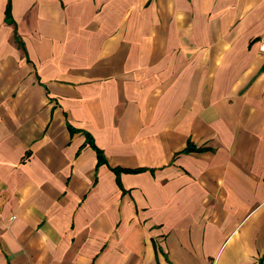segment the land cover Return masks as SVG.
Wrapping results in <instances>:
<instances>
[{
    "label": "crops",
    "instance_id": "0c3cea01",
    "mask_svg": "<svg viewBox=\"0 0 264 264\" xmlns=\"http://www.w3.org/2000/svg\"><path fill=\"white\" fill-rule=\"evenodd\" d=\"M263 35L264 0H0V264H264Z\"/></svg>",
    "mask_w": 264,
    "mask_h": 264
},
{
    "label": "trees",
    "instance_id": "16d2710c",
    "mask_svg": "<svg viewBox=\"0 0 264 264\" xmlns=\"http://www.w3.org/2000/svg\"><path fill=\"white\" fill-rule=\"evenodd\" d=\"M11 7L9 6V9H8V12H7V18H8V20L9 21H11L12 20V16H11ZM68 128L71 130V131H74V128L71 126V125H68ZM90 137V136H89ZM89 140H90V144L93 146V148L96 150V152H97V155H98V160H99V162H98V166H101L102 164H106L107 163V160H106V158H105V156L103 155V153H102V151L100 150V149H98L95 145H94V143H93V141H92V138L90 137L89 138ZM195 150V147L194 146H192V145H189L185 150H184V152H190V151H194ZM114 171L116 172V174H120L121 172H123V171H127V172H135V173H137V172H141V171H143V169H137V170H121V169H114Z\"/></svg>",
    "mask_w": 264,
    "mask_h": 264
},
{
    "label": "built area",
    "instance_id": "2783aa9c",
    "mask_svg": "<svg viewBox=\"0 0 264 264\" xmlns=\"http://www.w3.org/2000/svg\"><path fill=\"white\" fill-rule=\"evenodd\" d=\"M259 51L260 53L264 54V35L262 36L260 40Z\"/></svg>",
    "mask_w": 264,
    "mask_h": 264
}]
</instances>
